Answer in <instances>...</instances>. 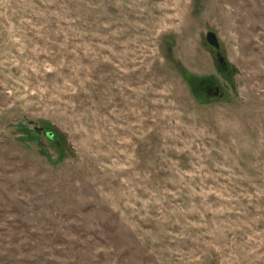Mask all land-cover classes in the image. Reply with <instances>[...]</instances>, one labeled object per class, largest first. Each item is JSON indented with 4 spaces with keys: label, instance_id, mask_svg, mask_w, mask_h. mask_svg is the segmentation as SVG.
Masks as SVG:
<instances>
[{
    "label": "rangeland",
    "instance_id": "374dc122",
    "mask_svg": "<svg viewBox=\"0 0 264 264\" xmlns=\"http://www.w3.org/2000/svg\"><path fill=\"white\" fill-rule=\"evenodd\" d=\"M0 264H264V0H0Z\"/></svg>",
    "mask_w": 264,
    "mask_h": 264
},
{
    "label": "water",
    "instance_id": "95a60500",
    "mask_svg": "<svg viewBox=\"0 0 264 264\" xmlns=\"http://www.w3.org/2000/svg\"><path fill=\"white\" fill-rule=\"evenodd\" d=\"M205 39H206V43L208 45H211L217 51V57L220 60L221 65H224V59L220 57V53H219L220 44H218V40H217L215 33L212 31H209L206 34ZM217 94H218V88L215 89L212 95H217Z\"/></svg>",
    "mask_w": 264,
    "mask_h": 264
}]
</instances>
